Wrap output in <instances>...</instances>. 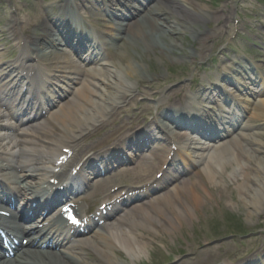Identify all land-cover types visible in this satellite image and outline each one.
Wrapping results in <instances>:
<instances>
[{"label":"bare ground","instance_id":"6f19581e","mask_svg":"<svg viewBox=\"0 0 264 264\" xmlns=\"http://www.w3.org/2000/svg\"><path fill=\"white\" fill-rule=\"evenodd\" d=\"M223 9L228 11L225 4H223ZM218 14L220 13L217 11L212 13L209 7L199 0H155L154 4L150 8V13H148L147 16L138 18L136 21L131 23V31L128 30L129 41L135 43L136 45L142 44L144 46V51H146L145 48L158 51L165 49L170 53H175V55L178 54L182 57H187L188 59L190 58V60H195L198 58L197 53H187L182 51L185 49L184 43L187 41L186 36H189L190 40H188V43L193 44L194 42L196 46L201 49V51L198 52L200 55H205V53L208 51L207 42L211 43L214 46V49H210V51H216L214 55L217 57V59H219L217 64L219 65L221 63V48L217 46V40L220 35L219 27L211 34H206L207 32L212 31H207V24L213 21L214 15L218 16ZM40 17L42 21L39 23V26L44 29L45 20L50 18V15L49 13L43 11L40 12ZM200 35L201 39L198 38ZM170 37L172 40H170ZM118 57L119 58L117 59L115 65L108 67V69H105L104 71L108 74L112 73L113 77L110 76L114 80L112 87L116 86V88H122V86L127 85L128 83L126 84L124 81H121V78L124 75H126L128 78L141 82L136 73L139 71L144 73L142 68H144L145 65L142 62L134 60L133 57H125V51L123 49L119 50ZM232 61L233 60H231V62ZM200 63H202V61H200ZM203 65H205V62ZM243 65V61L237 63L231 69V72H238L242 70ZM145 74L148 73L145 72ZM227 74L228 73H226L225 76ZM108 77L109 75L106 76L105 79L108 80ZM135 77H138L139 79H136ZM220 79L225 80L226 77L222 75ZM102 82H104V79H102ZM112 87H110V89H114ZM103 90L104 89H101L100 93H97L96 91H93V93L98 96L101 95L102 98L105 97V91L106 94L113 93V91ZM88 94L89 91L88 93H85L81 96L80 101H74L72 105L62 108L61 112L55 118L56 121L61 120L62 124L55 122L54 127L44 129L42 131V135H45L43 137V143H37L36 140L26 137L25 135L12 137V143H14L18 138L23 140L24 143H27L28 148L23 151L26 156H36V159L38 160H42L44 156H47L48 158L54 157L61 144H69V139H72V134H70L71 129L73 132V129H76L80 123L84 125V121L89 119V117L94 114L95 111L96 112L93 116L98 114V109L93 110L96 107L94 104L92 109L87 106L88 102L86 100V96ZM259 107L264 109V100L261 101ZM195 117L200 121L198 116ZM176 121H178L177 123L181 122V120ZM81 128L82 127L77 128L76 130L78 131ZM233 144L237 146L234 156L233 153L231 154L232 150L228 146H222V148L218 150V155L225 156L223 157V160H226V163L233 164L234 162L238 165H244L245 163L244 166H248L249 164L260 165L262 169H264V159L262 157L254 156L253 151L250 153L246 152V150H244V146L241 143ZM54 146L55 148H53ZM243 156H245V158L242 159L241 157ZM209 165H207V167H209ZM37 169L41 170V167L39 166ZM204 169L207 170V168ZM44 170H46V168H44L43 171ZM241 190H243L241 195L244 198V207L249 212L248 215L255 217L256 211H258L259 214H262L259 211V208H257L258 210L253 208L259 205L264 209V182L253 184V187L250 189L244 188ZM171 195H174L176 201H172L170 196L165 194V196H162L159 200L157 199V201L151 204L150 208L155 209V214H152L150 211L143 210L142 208H140L142 216L137 218H134L131 214L126 213L123 220L128 221V223L135 228L134 231H129L126 230V228H119V226L107 224L105 227V229H108L107 233L98 234L99 238L106 237L103 241L101 240L100 246L96 245L95 240L90 241L85 245L90 246L93 252L95 251L96 256L98 257V262L101 264H119L116 255L110 254L112 246L109 244V240L117 241L119 245L125 249L127 256L132 258H140L146 251V246L148 244V241L145 240V237L142 235L140 230L144 229L145 226L148 225L147 228L149 230L158 227L156 231L163 230L170 233L169 227L166 224L172 225V223L166 215L170 216V213L176 215L181 212V210L187 211V209L190 208L185 201L181 200V197L176 194L175 191ZM166 200L167 207H165V210L163 208H159V201L165 203ZM186 201L189 202L192 207H199L203 202L201 198L196 196L193 190L186 196ZM161 216L163 219H160ZM102 245L105 247L103 250ZM77 260L80 261V257H78ZM57 264H59V262ZM63 264H73V261L71 263L65 262Z\"/></svg>","mask_w":264,"mask_h":264},{"label":"rangeland","instance_id":"374dc122","mask_svg":"<svg viewBox=\"0 0 264 264\" xmlns=\"http://www.w3.org/2000/svg\"><path fill=\"white\" fill-rule=\"evenodd\" d=\"M207 2V0H204ZM212 2L214 3V7L216 9H221L222 5L225 4L226 2L225 1H222L220 2L219 0H212ZM225 2V3H224ZM236 3V0H234L232 3ZM227 4V3H226ZM228 7L231 9L229 11V15H228V18L234 13L235 10H233L232 7H230L228 5ZM253 8L254 10H257L256 13H254V10L252 9L251 10V17H254V16H259L260 12H262V5L260 3H254L253 4ZM223 19H225L224 17H221ZM245 22H248V21H252L248 18H245L244 19ZM224 20H221L220 23L217 24L219 26L221 25H224ZM213 25H215V22H212ZM232 25V24H231ZM170 40H172V38L170 37ZM126 45V50H125V55L128 56L129 54H132V51L134 50V47H130L127 43L125 44ZM140 48H142V46H140ZM144 49V48H142ZM145 52L142 53L141 50H138L137 49V52L140 54L141 56V59L143 58V62L144 60L145 61H154V62H157L156 65H158L160 68H156V73L157 75L159 76V78H163L165 76V70L162 68L163 66V60L165 61L166 59H170L171 57H174L171 55V53L169 52H166V50H162L160 52H158V50H153V49H149V48H145ZM130 52V53H129ZM128 53V54H127ZM132 56V55H131ZM135 58L136 60L139 61V56L138 55H135ZM148 59V60H147ZM140 62V61H139ZM229 168L231 167H228L227 171L229 170ZM229 187L228 189H231L234 191L235 193V198L234 200L231 202V203H237L239 205H241L238 201L240 198L238 193H236V189H235V186H236V183L235 182H229ZM212 195H210L209 191L206 193V195L208 196V200L206 201L205 200V207L203 208L202 213L199 214V220L198 221H195V223H198L199 225L201 226H207L209 224L210 221H216L217 222V227H218V230L219 229H224L222 227V225L224 224V220L225 219H229V220H226V224H228L229 222H236L237 220L236 219H233L232 215L231 214H235V215H240V212L242 211V208L241 207H238V208H230L229 207V204L227 201H225L224 199H221L224 195V190H216L214 193H211ZM218 195L221 196L220 199H218ZM181 200L182 201H186V198L185 196H181ZM221 201V207H217V203ZM211 202V203H210ZM245 211V210H244ZM200 212V211H199ZM241 216V215H240ZM222 217H224L222 219ZM240 221H238V224H239ZM195 223L193 224V226H195ZM184 231H189V225L186 224V223H182V226L179 230V233H184ZM179 238V236H178Z\"/></svg>","mask_w":264,"mask_h":264},{"label":"snow or ice","instance_id":"6c2138e0","mask_svg":"<svg viewBox=\"0 0 264 264\" xmlns=\"http://www.w3.org/2000/svg\"><path fill=\"white\" fill-rule=\"evenodd\" d=\"M69 219L72 220L73 223H76L77 221L75 220V218L71 215H69Z\"/></svg>","mask_w":264,"mask_h":264}]
</instances>
